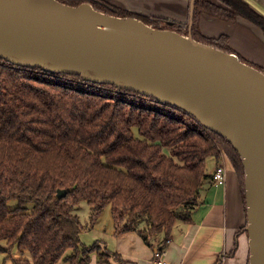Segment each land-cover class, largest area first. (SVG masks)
Wrapping results in <instances>:
<instances>
[{
	"label": "trees",
	"instance_id": "trees-1",
	"mask_svg": "<svg viewBox=\"0 0 264 264\" xmlns=\"http://www.w3.org/2000/svg\"><path fill=\"white\" fill-rule=\"evenodd\" d=\"M58 1L130 16L106 0ZM215 1L221 5L195 0L194 39L234 52L224 34L203 40L200 13L228 22L242 16L264 33V16L245 0ZM221 151L244 198L240 156L188 113L112 84L0 58V243L19 251L10 264H90L92 255L99 264L110 257L128 264L101 241L80 238L107 206L114 234L136 231L150 245L162 234L166 246L174 222L190 221L207 161ZM59 189L65 196L57 197ZM9 200L17 205L9 208ZM81 202L90 206L86 224L74 212Z\"/></svg>",
	"mask_w": 264,
	"mask_h": 264
},
{
	"label": "water",
	"instance_id": "water-1",
	"mask_svg": "<svg viewBox=\"0 0 264 264\" xmlns=\"http://www.w3.org/2000/svg\"><path fill=\"white\" fill-rule=\"evenodd\" d=\"M194 5L183 35L90 3L0 0V58L152 97L227 140L243 164L248 264H264V72L194 39Z\"/></svg>",
	"mask_w": 264,
	"mask_h": 264
},
{
	"label": "crops",
	"instance_id": "crops-1",
	"mask_svg": "<svg viewBox=\"0 0 264 264\" xmlns=\"http://www.w3.org/2000/svg\"><path fill=\"white\" fill-rule=\"evenodd\" d=\"M245 1L264 16V0ZM144 2L141 12L145 14L172 20L178 26L187 22L189 0ZM214 2L221 5L215 0ZM197 29L205 38L226 35L229 48L237 55H254L259 59L264 55L262 29L242 16L228 22L200 13ZM248 42H251V47ZM218 163L224 164L226 169V181L222 185L215 184L211 179ZM207 173L191 210L190 221L177 220L172 226L167 238L169 242L163 249L166 264H248L246 207L237 175L228 157L221 155L219 158L208 159ZM106 208L104 212L109 215L101 214L92 228L80 234L81 240L84 243L101 241L108 250L120 254L128 264H155V246L156 243H162L163 235L151 240L152 245L145 242L136 231L116 235L112 216ZM90 264H98L96 255H92Z\"/></svg>",
	"mask_w": 264,
	"mask_h": 264
},
{
	"label": "rangeland",
	"instance_id": "rangeland-1",
	"mask_svg": "<svg viewBox=\"0 0 264 264\" xmlns=\"http://www.w3.org/2000/svg\"><path fill=\"white\" fill-rule=\"evenodd\" d=\"M107 2L113 4L115 7H117L120 11L125 12L127 15L130 14V16L128 17H132V16H137V17H144V19L146 20V24L148 25H152L154 28H158V29H172V30H176L179 33L186 35L188 32V23L185 21L184 23H182L180 26H178L174 21L173 23L175 24H168L167 21H170L168 19H165L163 17H159V16H155V15H150V14H145L143 12H141V6L144 5V0H106ZM103 12V11H102ZM203 40H207L205 37L203 38ZM248 46L251 47V42H248ZM241 57V59L250 64L253 65L254 67L258 68V69H262L264 70V55L261 56V58H257L254 55H244L241 53V55H239ZM255 58V59H254ZM222 154L226 157L227 154L222 151ZM17 205V202L15 200H9L8 201V207L9 208H13ZM108 208L107 211L108 213L110 212V208L109 206H107ZM74 212L79 216L80 221L83 224H86L89 220V216H90V206H88V204H86L85 202H81L78 206V208H76L74 210ZM103 216L109 215L107 213L102 212ZM93 241H85L86 245H90L92 244ZM1 246L3 247L4 251L0 252V264H10V259L11 257H17L19 255V251L17 252L16 250H13V248H9L8 244H4V243H0ZM6 256H9L8 259H4ZM109 263L110 264H120V263H124V262H116L112 257L109 258ZM99 264V263H98ZM125 264V263H124Z\"/></svg>",
	"mask_w": 264,
	"mask_h": 264
},
{
	"label": "built area",
	"instance_id": "built-area-1",
	"mask_svg": "<svg viewBox=\"0 0 264 264\" xmlns=\"http://www.w3.org/2000/svg\"><path fill=\"white\" fill-rule=\"evenodd\" d=\"M152 26V25H150ZM153 27V26H152ZM221 156L225 157L222 154V151L220 153ZM212 181L215 184L222 185L226 181V169L224 164L218 163L212 173L211 177ZM169 240H166V243H168ZM164 244L163 243H156L155 250H154V255H153V261L155 264H166L164 259H163V254H164Z\"/></svg>",
	"mask_w": 264,
	"mask_h": 264
},
{
	"label": "flooded vegetation",
	"instance_id": "flooded-vegetation-1",
	"mask_svg": "<svg viewBox=\"0 0 264 264\" xmlns=\"http://www.w3.org/2000/svg\"><path fill=\"white\" fill-rule=\"evenodd\" d=\"M167 23H168L169 25H170V24H175V23H173V22H172V23L167 22Z\"/></svg>",
	"mask_w": 264,
	"mask_h": 264
}]
</instances>
